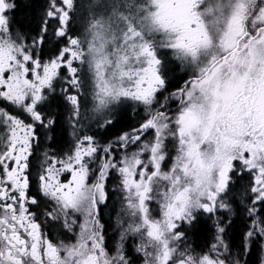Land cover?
Segmentation results:
<instances>
[{"label": "snow or ice", "instance_id": "snow-or-ice-1", "mask_svg": "<svg viewBox=\"0 0 264 264\" xmlns=\"http://www.w3.org/2000/svg\"><path fill=\"white\" fill-rule=\"evenodd\" d=\"M14 8L0 0V264H136L123 241L137 234L144 264H240L219 220L206 253L180 245L199 216L229 207L245 174L253 217L245 239L264 237V0H105L83 31L74 27L77 0H47L27 36ZM162 50L188 70L174 91ZM58 78L67 87L52 99L69 109L76 141L63 159L45 153L33 180L29 157L38 128L55 123L43 106ZM89 90L97 123L111 125L126 100L146 116L101 145L79 131ZM112 173L127 216L114 252L101 223ZM39 215L72 240L45 239Z\"/></svg>", "mask_w": 264, "mask_h": 264}, {"label": "trees", "instance_id": "trees-1", "mask_svg": "<svg viewBox=\"0 0 264 264\" xmlns=\"http://www.w3.org/2000/svg\"><path fill=\"white\" fill-rule=\"evenodd\" d=\"M15 8L12 17L18 31L27 36L35 23L39 21L47 0H13ZM105 0H77L79 10L77 12L74 27L83 31L88 19L100 9L98 5L103 4ZM87 7V10H83ZM83 10V12H82ZM53 44L47 45L43 52V58H49ZM165 51V50H162ZM164 58L169 68L168 89L174 91L176 87L183 84L188 79V73L182 71L183 66L165 51ZM168 93L165 92V95ZM174 106V105H173ZM175 107V106H174ZM137 127L145 118L146 113L144 107H137ZM131 118L129 110L124 111L121 118L117 119L112 125L108 126L106 133H113L131 127ZM249 177L247 174L242 179L234 180V184L238 187L233 189L230 195L225 197V203L228 208L219 209L214 215L203 214L199 216L200 225L195 230L187 229L185 239L181 244L182 247L187 246L196 252H207L209 247L215 243L216 224L217 221L223 222L225 226L224 241L228 245V255L231 259L239 260L240 264H264V237L256 235L251 241L245 239V234L251 229L253 217L249 215L248 209L251 207L247 192L249 187ZM110 193L109 210L113 212L116 199L113 198L114 190L108 188ZM247 245V250L245 246ZM180 246V247H181Z\"/></svg>", "mask_w": 264, "mask_h": 264}, {"label": "flooded vegetation", "instance_id": "flooded-vegetation-1", "mask_svg": "<svg viewBox=\"0 0 264 264\" xmlns=\"http://www.w3.org/2000/svg\"><path fill=\"white\" fill-rule=\"evenodd\" d=\"M47 62L48 58H43ZM61 74L64 75V70H60ZM67 87L66 81L63 79H57L53 82L54 92L49 93V103L43 106L44 114L48 115L54 124L47 127L38 128L37 130V140L33 144L32 152L33 154L29 157V170L32 171L33 177L35 179L36 173L41 169V165L45 160V153H48L50 157L54 156L58 159H63L70 154L71 148L75 137L73 136V124L70 120L69 109L60 101L53 100V97H60L62 95V89ZM88 99L87 110L81 109L87 117L83 121V127L79 129L80 132H86L89 135L95 134V139L101 145H106L108 143H113L116 141L117 137L123 132H131L132 129L137 127V107L136 102L131 101L129 104V114L131 118V127L116 131L113 133H106L108 126L98 123L96 127L90 126L94 115L91 111L92 100H91V90L86 94ZM113 123L116 122V117L112 115ZM112 123V124H113ZM111 124V125H112ZM4 148L3 144L0 143V151ZM59 167V165H57ZM61 183L69 182L71 180L70 172H63L59 176ZM89 183L92 182L91 175L89 176ZM113 184V185H112ZM120 177L118 174H113L109 176L106 183L105 190L108 192V188H112L113 198L116 199L115 208L112 211L109 210L111 201H107V206L103 207L101 223L104 225L106 238L105 244L109 246L110 250L114 252V249L121 244L120 233H121V221L127 219L124 211H122L123 206L125 207V201L122 202V194L120 190ZM43 207V206H42ZM124 209V208H123ZM37 222L41 224V232L45 239H51L53 242L65 241L69 242L72 240V234L67 233L66 229L61 227L60 222L51 221L48 217L44 215H39ZM137 235H128L123 241L124 250L130 255L132 259H135L136 264H144V254L137 251L141 244V240Z\"/></svg>", "mask_w": 264, "mask_h": 264}, {"label": "rangeland", "instance_id": "rangeland-1", "mask_svg": "<svg viewBox=\"0 0 264 264\" xmlns=\"http://www.w3.org/2000/svg\"><path fill=\"white\" fill-rule=\"evenodd\" d=\"M83 10H87V7H85ZM83 10H82V12H83ZM183 67H184V66H183ZM182 71L188 73V70H187L185 67L183 68ZM130 102H131V100H126V101H124L123 103L117 104V105L114 107V109H113V115H114V117H116V120L122 117L124 111L126 112L127 109L129 110V106H128V105H125V104H129ZM134 102H135V101H134ZM135 104H137L138 106H142V107H144L143 105H141V104H139V103H137V102H136ZM173 107H174V106H173ZM97 124H98V123H97V118L94 117V119L92 120V123L90 124V126H92V127H96ZM73 136L75 137V140H74V142H73V146H72V148H71L70 154H71L72 151H73V148H74V145H75V141H76V135H75V133H74V130H73ZM113 174H114V173H112V174H110V175L112 176ZM115 174H116V173H115ZM112 185H113V184H112ZM119 187H120V186H119ZM237 187H238V186H237L236 184H234L233 189H235V188H237ZM120 190H121V188H120ZM121 194H122V196H123L122 191H121ZM122 202H123V197H122ZM123 208L125 209L124 206H123ZM123 208H122V211H124ZM157 211H159V209L156 208L155 205H153V212H152V215H153V216H156V212H157ZM156 218H159V217H156ZM138 236H139V235H138ZM139 237H140V236H139ZM139 240H141V237L138 238V241H139ZM141 243H142V240H141ZM180 246H181V245H180ZM181 247H182V246H181Z\"/></svg>", "mask_w": 264, "mask_h": 264}]
</instances>
